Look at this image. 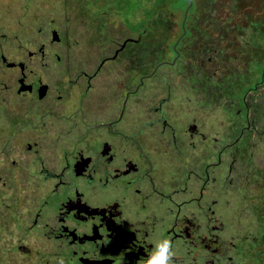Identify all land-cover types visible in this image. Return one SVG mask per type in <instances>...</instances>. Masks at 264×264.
Wrapping results in <instances>:
<instances>
[{
    "label": "flooded vegetation",
    "instance_id": "af4514ba",
    "mask_svg": "<svg viewBox=\"0 0 264 264\" xmlns=\"http://www.w3.org/2000/svg\"><path fill=\"white\" fill-rule=\"evenodd\" d=\"M55 18L33 0H0V264H142L161 236L173 264H264V88L246 90L234 136L218 111L185 121L175 117L183 90L140 91L141 48L124 55L140 35L119 42L92 29L76 40L71 20ZM205 32L207 45H189L196 64L249 65L238 35Z\"/></svg>",
    "mask_w": 264,
    "mask_h": 264
},
{
    "label": "rangeland",
    "instance_id": "374dc122",
    "mask_svg": "<svg viewBox=\"0 0 264 264\" xmlns=\"http://www.w3.org/2000/svg\"><path fill=\"white\" fill-rule=\"evenodd\" d=\"M34 7L39 12L43 10L50 19L64 13L71 20L69 25L78 32L75 34L76 40L88 36L92 29L107 31L119 42L126 37L140 35L139 46L129 44L124 53L128 56L133 48H141L135 50H139L135 55L143 59V74L148 75L149 80H144V84L139 86L140 91H151L157 88V84L164 97L175 95V89L177 94L183 90V104L176 108L175 117L182 116L185 121L209 110L218 111L224 114V121L232 123L229 129H224L225 133L234 136L238 127L243 125L241 100L246 90L249 86L264 88V80L260 82L264 78V12L253 9L264 8V0H33ZM222 14L224 18L218 22ZM76 15L80 24L74 21ZM39 23L33 25V31L40 27ZM62 26L66 28L65 24ZM220 26L239 36L242 53L252 56L249 65L237 68L228 63L223 69L222 62L215 59L221 68L213 69L195 63L197 55L189 45L196 39H203L207 45L210 38L205 28L218 31ZM183 30H187V34L180 42L174 43L172 50L171 45L169 50L171 41H175ZM190 32L194 37L188 36ZM213 41L208 48L218 47L217 40ZM113 48H72L71 55L103 57L110 55ZM171 58H175L171 68L159 64L162 59ZM136 72L129 65L127 74L131 76L130 87L138 82L137 75H134ZM240 109L241 114L235 115V110ZM131 119L129 115L128 121ZM175 126L180 128L179 121H175ZM176 135L180 133L176 132ZM244 209L245 215L249 216V209ZM234 211L230 209L226 212L225 223L229 230L233 228L234 221L228 219L227 215H234ZM236 211L244 215L240 206L236 207Z\"/></svg>",
    "mask_w": 264,
    "mask_h": 264
},
{
    "label": "clouds",
    "instance_id": "9594fccd",
    "mask_svg": "<svg viewBox=\"0 0 264 264\" xmlns=\"http://www.w3.org/2000/svg\"><path fill=\"white\" fill-rule=\"evenodd\" d=\"M173 256L174 250L171 240L166 236H161L143 259L142 264H173ZM60 264H67V261L61 259Z\"/></svg>",
    "mask_w": 264,
    "mask_h": 264
},
{
    "label": "trees",
    "instance_id": "16d2710c",
    "mask_svg": "<svg viewBox=\"0 0 264 264\" xmlns=\"http://www.w3.org/2000/svg\"><path fill=\"white\" fill-rule=\"evenodd\" d=\"M174 42V41H173ZM172 41H171V44H170V46H169V49L171 48V45H173L172 43H173ZM171 50H172V48H171Z\"/></svg>",
    "mask_w": 264,
    "mask_h": 264
}]
</instances>
